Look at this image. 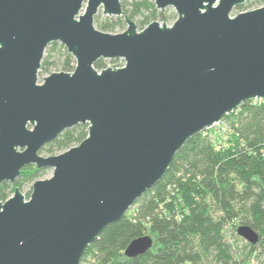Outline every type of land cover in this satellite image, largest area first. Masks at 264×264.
<instances>
[{
  "label": "water",
  "instance_id": "water-1",
  "mask_svg": "<svg viewBox=\"0 0 264 264\" xmlns=\"http://www.w3.org/2000/svg\"><path fill=\"white\" fill-rule=\"evenodd\" d=\"M121 1L0 0V186L14 185L29 165L53 171L33 183L29 199L16 186L0 200V264H81L192 137L244 102L264 100V6L235 13L248 0H154L178 17L139 30ZM99 10L124 17L126 29H98ZM55 42L76 67L39 82ZM101 59L125 63L98 70ZM79 124L88 125L83 141L41 153ZM237 234L260 240L249 225ZM152 245L149 235L136 238L125 256Z\"/></svg>",
  "mask_w": 264,
  "mask_h": 264
},
{
  "label": "trees",
  "instance_id": "trees-1",
  "mask_svg": "<svg viewBox=\"0 0 264 264\" xmlns=\"http://www.w3.org/2000/svg\"><path fill=\"white\" fill-rule=\"evenodd\" d=\"M128 17L139 24L168 21L154 0H122ZM264 0H248L236 10L260 7ZM238 13V12H237ZM97 28L110 33L125 30L124 17H95ZM118 64L119 59L111 60ZM119 66V65H117ZM75 58L59 42L50 44L39 74L53 71L72 72ZM95 67H107L104 59ZM222 124L228 132L222 142L213 138V128L192 137L178 152L162 180L140 198L119 222L108 226L87 248L81 264H245L248 259L264 261V100H249L227 115ZM88 136V125L65 130L41 150L55 155L79 144ZM47 168L29 165L16 183L0 186V200L5 201L17 185L34 183ZM240 225L255 229L256 244L237 234ZM228 228L231 236H228ZM149 235L153 245L145 254L125 256L136 238ZM246 251L239 259L238 245ZM236 244V245H235Z\"/></svg>",
  "mask_w": 264,
  "mask_h": 264
},
{
  "label": "rangeland",
  "instance_id": "rangeland-1",
  "mask_svg": "<svg viewBox=\"0 0 264 264\" xmlns=\"http://www.w3.org/2000/svg\"><path fill=\"white\" fill-rule=\"evenodd\" d=\"M247 4V2L244 4V5H246ZM264 6V5H263ZM261 7V6H260ZM256 7H248L247 8V10H252V9H255ZM159 11H163L164 13H165V15H168V16H170V15H172V14H175V18H173V19H170V20H168V21H164V22H166L168 25H172L174 22H175V20L177 19V17H178V15H177V13H176V11H175V9L173 8V7H167L166 9H164V10H159ZM244 11H246V10H244ZM237 12H239V10H236L235 11V13H237ZM241 12V11H240ZM98 15H100L101 16V19L102 18H105L106 16L105 15H103V13H102V10H99V13L96 15V16H98ZM155 21V20H154ZM157 21H159V22H163L162 21V19L161 18H159V19H157ZM135 22L137 23V25H138V27H139V30H142L143 28H145L148 24H145L143 27H141L140 26V24H139V19L138 18H136L135 19ZM153 22V21H152ZM151 23V22H150ZM95 26L97 27V24H96V22H95ZM126 27H127V24H126ZM126 27H125V29H126ZM124 31V30H123ZM123 31H120V32H118V33H121V32H123ZM120 61H119V63L118 64H116V63H113L111 60H105L106 61V64H107V67H121V66H123L124 65V60H122V59H119ZM117 65H119V66H117ZM53 72H59V71H53ZM49 75V74H48ZM45 76H47V75H45ZM45 76H41L40 74H39V82H42L43 81V78L45 77ZM213 129H214V131H213V138H215V140L218 142H222V138H225L226 137V133L229 131L228 130V126H227V124H217V125H215L214 127H213ZM44 156H48V155H46V154H43ZM52 173H53V171H52V169H48V172L46 173V175H44L42 178H40V179H47V178H50L51 176H52ZM32 185H33V183H30V184H25V185H17V186H19L20 187V189H21V191L23 192V194L25 195V197H26V199H29L30 198V194H31V191H32ZM13 195V194H12ZM227 232H229L228 233V236L231 234L230 232H231V229L230 228H228V231ZM231 236V235H230ZM236 245V244H235ZM238 248H239V251H237V257L239 258V259H242V258H245V260H246V251H244L243 250V248H242V243L240 242L239 243V245H238ZM253 261H254V263H253ZM245 264H264V261H262V260H257V259H248V260H246L245 261Z\"/></svg>",
  "mask_w": 264,
  "mask_h": 264
},
{
  "label": "built area",
  "instance_id": "built-area-1",
  "mask_svg": "<svg viewBox=\"0 0 264 264\" xmlns=\"http://www.w3.org/2000/svg\"><path fill=\"white\" fill-rule=\"evenodd\" d=\"M219 124H222V123H219ZM253 263H254V261H253Z\"/></svg>",
  "mask_w": 264,
  "mask_h": 264
}]
</instances>
